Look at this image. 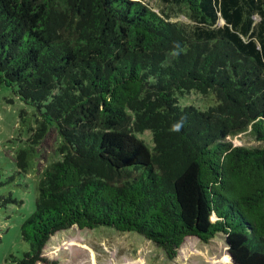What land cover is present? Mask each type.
<instances>
[{
	"label": "trees",
	"instance_id": "obj_1",
	"mask_svg": "<svg viewBox=\"0 0 264 264\" xmlns=\"http://www.w3.org/2000/svg\"><path fill=\"white\" fill-rule=\"evenodd\" d=\"M162 1L192 32L142 0H0V86L37 108L33 148L58 134L16 264L54 263L72 226L135 231L171 260L223 235L234 264H264V0ZM192 91L216 103L182 105Z\"/></svg>",
	"mask_w": 264,
	"mask_h": 264
},
{
	"label": "rangeland",
	"instance_id": "obj_2",
	"mask_svg": "<svg viewBox=\"0 0 264 264\" xmlns=\"http://www.w3.org/2000/svg\"><path fill=\"white\" fill-rule=\"evenodd\" d=\"M142 1L170 16L188 33L194 29L195 22L184 4ZM179 98L182 105L192 104L203 110L216 103L213 94L205 96L195 91ZM38 117L37 108L22 101L13 87L0 86V264H16L13 258H21L30 249V242L21 234V225L35 209L42 170L59 158L55 152L56 129H50L38 147L33 148L28 141ZM142 136L152 145L147 133ZM233 142L255 144L249 135L234 137ZM22 148L32 149L26 173L19 171L16 161V152ZM9 197L16 201H5ZM227 248L223 235L207 243L189 236L178 256L171 260L162 248L135 231L119 232L110 226L93 229L72 226L52 236L44 252L52 264H232Z\"/></svg>",
	"mask_w": 264,
	"mask_h": 264
},
{
	"label": "water",
	"instance_id": "obj_3",
	"mask_svg": "<svg viewBox=\"0 0 264 264\" xmlns=\"http://www.w3.org/2000/svg\"><path fill=\"white\" fill-rule=\"evenodd\" d=\"M232 259V258H231ZM232 264H234L233 260H232Z\"/></svg>",
	"mask_w": 264,
	"mask_h": 264
}]
</instances>
